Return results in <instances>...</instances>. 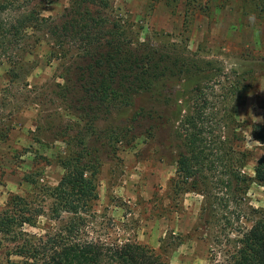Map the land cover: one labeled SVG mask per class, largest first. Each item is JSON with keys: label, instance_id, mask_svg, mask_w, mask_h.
Returning a JSON list of instances; mask_svg holds the SVG:
<instances>
[{"label": "rangeland", "instance_id": "obj_1", "mask_svg": "<svg viewBox=\"0 0 264 264\" xmlns=\"http://www.w3.org/2000/svg\"><path fill=\"white\" fill-rule=\"evenodd\" d=\"M110 2L106 14L126 21L134 38L149 40L163 65L178 62V68L158 81L164 95L159 102L143 91L96 120L98 130H103L125 123L141 107L151 109L148 117L138 118L131 140L100 147L98 199L85 215L82 236L146 244L168 264L226 263L237 249L240 232L264 209V185L254 180L263 147L251 128L264 121V0H212L195 8L183 1L175 8L158 0ZM39 5L45 15H56L68 0H41ZM45 53L41 49L29 61L35 66L25 85L13 87L8 66L0 64V210L7 208L11 195L43 204L41 188L56 185L63 174L57 161L64 144L57 138L67 119L62 118L60 102L51 99L62 82V67L57 59L48 61ZM223 71L242 76V91L230 109L238 124L233 147L245 155L243 170L251 177L248 189L226 192L216 187L212 176L206 185L181 189L172 132L189 111L196 88L225 79L219 77ZM22 92L29 97L24 99ZM36 94L41 96L33 99ZM217 94L220 98V90ZM96 139L91 142L94 147L100 144ZM60 224L45 214L36 227L25 229L40 235ZM8 247L0 241V264H7Z\"/></svg>", "mask_w": 264, "mask_h": 264}, {"label": "trees", "instance_id": "obj_2", "mask_svg": "<svg viewBox=\"0 0 264 264\" xmlns=\"http://www.w3.org/2000/svg\"><path fill=\"white\" fill-rule=\"evenodd\" d=\"M40 1L0 0V64L8 66V80L15 87L23 84L35 66L29 61L39 50H46L48 61L59 60L62 82L56 84L51 99L60 102L65 111L62 118L67 119L57 138L64 144L57 161L63 174L56 185L41 188L43 204L11 195L7 208L0 210V241L10 246L5 253L7 264H168L146 244L104 242L82 235L85 215L98 199L100 147L108 149L131 140L138 118L148 117L151 109L141 107L125 123L116 122L103 130H98L96 120L143 91L151 92L150 99L159 102L164 95L158 81L167 72L173 73L178 62L172 67L163 65L157 59L159 50L149 40L134 38L126 21L106 14L110 0H68L56 15H45ZM158 1L170 8L178 7L181 1L195 8L212 0ZM223 72L219 77L225 79L196 88L189 111L172 132L181 189L206 185L208 176L226 192L248 189L251 177L243 170L245 155L233 147L238 124L230 109L242 91V76ZM36 96L41 95L32 98ZM251 128L263 147L254 165V180L264 185V121ZM88 134L91 137L87 139ZM94 137L100 143L97 147L91 144ZM27 181L34 183L32 178ZM45 214L61 224L40 235L25 229L26 225L36 227ZM240 233L233 257L217 264H264V209Z\"/></svg>", "mask_w": 264, "mask_h": 264}]
</instances>
